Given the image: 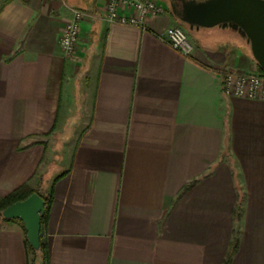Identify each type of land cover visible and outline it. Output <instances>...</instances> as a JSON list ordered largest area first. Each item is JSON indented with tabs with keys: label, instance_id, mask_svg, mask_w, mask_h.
I'll return each mask as SVG.
<instances>
[{
	"label": "crops",
	"instance_id": "0c3cea01",
	"mask_svg": "<svg viewBox=\"0 0 264 264\" xmlns=\"http://www.w3.org/2000/svg\"><path fill=\"white\" fill-rule=\"evenodd\" d=\"M108 1L0 0V198L52 192L48 264H225L234 241L231 264H264V100L221 89L256 71L249 46L218 27L238 43L185 55L169 0L146 28L107 21ZM25 229L0 220V264L42 262Z\"/></svg>",
	"mask_w": 264,
	"mask_h": 264
},
{
	"label": "water",
	"instance_id": "95a60500",
	"mask_svg": "<svg viewBox=\"0 0 264 264\" xmlns=\"http://www.w3.org/2000/svg\"><path fill=\"white\" fill-rule=\"evenodd\" d=\"M171 4L176 18L190 30L200 28L231 29L246 41L255 62L264 70V0H179ZM46 202L39 193L17 201L3 211L5 219H20L27 231L29 244L41 247V218Z\"/></svg>",
	"mask_w": 264,
	"mask_h": 264
},
{
	"label": "built area",
	"instance_id": "2783aa9c",
	"mask_svg": "<svg viewBox=\"0 0 264 264\" xmlns=\"http://www.w3.org/2000/svg\"><path fill=\"white\" fill-rule=\"evenodd\" d=\"M73 17L65 25L60 39V46L64 55L72 58L78 49L81 23L85 12L73 8ZM165 12L158 0H109L105 12V19L124 25L146 28L151 17ZM166 42L175 50L190 55L193 46L186 32L179 26L167 29ZM221 89L228 97L264 100V75L257 72L228 70L223 74Z\"/></svg>",
	"mask_w": 264,
	"mask_h": 264
},
{
	"label": "trees",
	"instance_id": "16d2710c",
	"mask_svg": "<svg viewBox=\"0 0 264 264\" xmlns=\"http://www.w3.org/2000/svg\"><path fill=\"white\" fill-rule=\"evenodd\" d=\"M250 53H251V51H250ZM256 66H257L256 71H252V72H257L260 75H264V70L257 63H256ZM186 188H189V186H187ZM33 193H39L44 198V200L46 202V208H45V213L41 218V247H40V250L39 251L35 250L29 244V241L27 238L28 247H29L31 253L34 255V258L37 257L39 254L41 255L42 262L40 264H48L49 250L42 240V234H43L44 225H45L46 221L48 220L50 208L52 205L53 196H52L51 191L49 193L42 194L40 190L31 188L27 184L20 186L18 189L14 190L10 194L0 198V220H12V219H5L3 217L2 213H3L4 209L7 208L9 205L17 202V201L24 200V199L28 198ZM25 231H26V229H25ZM26 233H27V231H26ZM236 249H237V242L234 241L231 244V248H230V251L228 253L227 259L225 261V264H231V261H232L234 253L236 252Z\"/></svg>",
	"mask_w": 264,
	"mask_h": 264
},
{
	"label": "rangeland",
	"instance_id": "374dc122",
	"mask_svg": "<svg viewBox=\"0 0 264 264\" xmlns=\"http://www.w3.org/2000/svg\"><path fill=\"white\" fill-rule=\"evenodd\" d=\"M160 1L164 2L165 5H167V7L169 6L167 0H160ZM175 25L181 27L186 32L188 39L191 43H193L194 40H198L203 45H206V46L211 45V46H218L219 47V46H225V45L227 46L229 44V42H228L229 40H232L234 42L233 37L236 38L235 36L232 35V33H224V31H220V29H218V27H213V28H203L202 27L199 30H195V29L190 30L188 28V26L186 24H183L182 22H178ZM227 30L232 31L231 29H227ZM237 38H236V40L238 43ZM242 40H244V39H242ZM244 44L246 46H248L245 40H244ZM253 60H254V58H253ZM254 62H255V60H254ZM244 72H250V71H244ZM223 73H225V72L223 71ZM74 121H75V127H78L77 125H78L80 119L77 118ZM74 129L72 131H74ZM74 142H75V140H71V141L67 142L66 149L70 148L74 144ZM65 164H66V162H64V161H61V160L58 161V167H62Z\"/></svg>",
	"mask_w": 264,
	"mask_h": 264
},
{
	"label": "flooded vegetation",
	"instance_id": "af4514ba",
	"mask_svg": "<svg viewBox=\"0 0 264 264\" xmlns=\"http://www.w3.org/2000/svg\"><path fill=\"white\" fill-rule=\"evenodd\" d=\"M170 4H175L176 6L180 7L182 2L179 0H169ZM184 24V23H183Z\"/></svg>",
	"mask_w": 264,
	"mask_h": 264
}]
</instances>
